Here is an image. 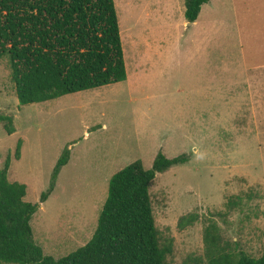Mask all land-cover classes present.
Listing matches in <instances>:
<instances>
[{"label":"rangeland","instance_id":"obj_1","mask_svg":"<svg viewBox=\"0 0 264 264\" xmlns=\"http://www.w3.org/2000/svg\"><path fill=\"white\" fill-rule=\"evenodd\" d=\"M114 1L127 81L22 106L10 57L0 60V116L16 129L9 135L0 122V169L11 155L10 181L40 205L31 221L36 244L56 260L86 246L112 177L137 161L150 169L163 153L190 157L151 187L161 244L172 250L166 264L207 262L213 224L222 249L261 258L263 145L238 133L244 88L264 73V0H210L193 26L186 0ZM67 148L70 162L41 204Z\"/></svg>","mask_w":264,"mask_h":264},{"label":"trees","instance_id":"obj_2","mask_svg":"<svg viewBox=\"0 0 264 264\" xmlns=\"http://www.w3.org/2000/svg\"><path fill=\"white\" fill-rule=\"evenodd\" d=\"M210 0H186L185 18L197 23ZM10 57L12 81L22 106L127 81L128 72L114 0H0V60ZM5 131L13 119L0 116ZM22 141L15 159L21 158ZM71 159L67 148L58 161L41 204L48 201ZM1 160V157H0ZM159 153L147 169L137 161L110 180L108 198L93 239L69 256L46 257L31 225L39 204L26 202L27 186L11 182L9 155L0 169V264H166L156 226L151 187L158 175L189 163ZM208 261L190 264H264L246 253L221 247L216 225L206 231Z\"/></svg>","mask_w":264,"mask_h":264},{"label":"crops","instance_id":"obj_3","mask_svg":"<svg viewBox=\"0 0 264 264\" xmlns=\"http://www.w3.org/2000/svg\"><path fill=\"white\" fill-rule=\"evenodd\" d=\"M195 24V23H194ZM243 95L248 99V104H243L239 107V112L242 123V131L238 134L241 135L245 132L256 134V142L262 144L263 148H259L261 155H264V73H260L254 78L252 87L244 88ZM244 99V100H245ZM239 101V100H238Z\"/></svg>","mask_w":264,"mask_h":264},{"label":"water","instance_id":"obj_4","mask_svg":"<svg viewBox=\"0 0 264 264\" xmlns=\"http://www.w3.org/2000/svg\"><path fill=\"white\" fill-rule=\"evenodd\" d=\"M194 25V23H189V26H193Z\"/></svg>","mask_w":264,"mask_h":264}]
</instances>
